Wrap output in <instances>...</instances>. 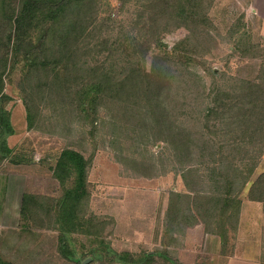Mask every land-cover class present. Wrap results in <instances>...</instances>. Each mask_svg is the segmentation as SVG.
I'll list each match as a JSON object with an SVG mask.
<instances>
[{
  "label": "rangeland",
  "instance_id": "rangeland-1",
  "mask_svg": "<svg viewBox=\"0 0 264 264\" xmlns=\"http://www.w3.org/2000/svg\"><path fill=\"white\" fill-rule=\"evenodd\" d=\"M145 1L99 0L96 3V29H90V25L89 35L75 42L78 47L74 58L63 59L77 67L67 69L69 72L60 66L54 69L69 75L70 87L66 92L49 69L43 70L31 84L27 80L30 54H39L42 59L45 50L38 45L43 42V46H48L49 38L46 41L41 38L48 23L31 29L25 44L16 51L15 30L9 16L12 10L16 15L20 0L4 3L0 0V71L4 93L8 95L3 105L14 127L7 143L12 148L28 149L33 155L30 164H14L9 159L0 162V254L11 264H111L108 247L114 252L135 256L142 252L166 253L165 258L155 257L154 264L221 263L210 242L212 237L207 240L203 224L188 226L187 197L174 204L175 193L187 194L193 189L194 175H184V157L171 149L160 133L148 129L155 112L149 110L141 94L146 98L145 92L161 94L166 116L173 121L180 120L190 132L193 128L195 140L203 133L196 142L198 146L193 147L192 156L194 167L200 172L209 169L213 162L206 149L200 155L204 140L208 141V150L220 149L228 155L226 148H219L225 136L218 129L219 120L212 116L208 121L210 129H202L205 111L196 126L195 115L208 98L206 93L213 70L225 74L227 79L236 78V83L240 79L260 81L258 76L264 66V0H206L209 22L195 38L191 22L185 21L178 28L166 24L158 27L156 41L147 36L142 38L141 23H135ZM3 4L14 8L1 9ZM87 10L88 7L85 21H89ZM241 33L250 44L248 50L243 45H234ZM130 35L135 42L138 38L143 42L144 47L138 49L137 55L121 52L122 44H126ZM187 37L192 40L184 41ZM103 40L108 41L104 53L97 47ZM180 41L184 43L179 45ZM252 44L255 45L252 47ZM156 55L174 59L170 62L174 77L165 92L153 84L147 85L144 92L128 89L109 98L103 94L99 111L90 116L80 111L77 96L82 92L80 82L85 70L105 63L112 64L110 69L116 74L136 65L151 72ZM225 77L220 78L221 83H226ZM24 101L34 114L33 127L28 125ZM66 147L80 151L88 160V195L82 215L88 232L69 233V257L63 255L55 215L57 199L74 184L72 177L59 180L54 175L58 155ZM255 152L251 151L254 155ZM247 162L251 164L247 165L248 174L255 177L264 171V152L254 160L251 155ZM204 174L207 179V173ZM245 194H242L243 200H248ZM247 239L237 234L235 241L244 244ZM259 245L258 253L264 258V237ZM251 252L248 247L242 250L244 255Z\"/></svg>",
  "mask_w": 264,
  "mask_h": 264
},
{
  "label": "trees",
  "instance_id": "trees-1",
  "mask_svg": "<svg viewBox=\"0 0 264 264\" xmlns=\"http://www.w3.org/2000/svg\"><path fill=\"white\" fill-rule=\"evenodd\" d=\"M3 3L5 0H2ZM99 0H20L19 7L14 15L11 11L9 20L14 27V44L15 50L18 51L25 40L29 37L31 29L38 28L43 23H48L46 32L41 36L43 41L48 40V46H43V42L38 45L45 50L42 53V59L39 54L31 53L28 64L29 74L27 80H31L45 70L49 69L52 77L59 80L61 88L69 91L70 79L67 73L61 74L54 69L58 66L67 69H75V64L63 62L65 57L74 58L78 42L89 35L90 29H96V3ZM10 7V6H8ZM3 4L1 9L8 8ZM88 7L87 15L89 21L84 20L85 9ZM13 9L14 7H10ZM206 0H146L143 7L138 12L136 24L141 23L142 38L147 36L154 41L158 40L156 33L158 27L163 24L178 28L183 22H191L194 38L202 32L203 25L209 22L207 16ZM88 11L90 12L88 14ZM65 16L67 20H64ZM103 22V21H102ZM146 29V31H145ZM187 37L184 41H191ZM128 41V42H127ZM126 44H122L121 52L126 55H137V51L143 48L142 41L138 38L135 42L133 35L128 36ZM184 43L180 41L178 44ZM107 40L99 41L97 47L99 52L104 53L107 50ZM234 45L240 47L243 45L247 50L250 44L245 40L244 33L236 38ZM255 44H252V47ZM178 46V45H177ZM41 51V49H40ZM145 54L147 51L144 52ZM174 59L166 58L162 55L155 56L151 72L140 65L131 67L127 72L121 71L119 74L113 73L110 68L112 64H102L95 68H89L83 73L81 93H78L77 104L80 111L90 116L96 113L102 100V95L107 94L108 98L123 94L128 89H139L144 92L147 85H157L158 90L165 92L171 84L174 71L171 61ZM1 61V60H0ZM3 62L6 59H2ZM60 62V65H59ZM264 65V64H263ZM185 66H189L185 64ZM59 67V68H60ZM83 68V67H81ZM36 74V75H35ZM213 70L211 75L213 79L206 93L208 98L195 115L196 123L202 119V113L205 111L206 121L200 125L202 129H210L209 119L213 116L220 122L218 129L224 133L220 141L219 148H226L228 155L221 153L220 149L215 151L208 150V141L204 140L200 145V155L206 151L213 157V162L209 169L195 168L192 162L193 147L203 133L195 140L193 131H189L183 122L166 116L165 105L161 100V94H141V97L147 100L146 106L149 110L155 112L150 130L156 131L162 135L163 141L171 149H175L178 155H182L186 160L183 174L192 173L195 185L193 189L185 193H175L176 202L179 204L185 197L188 207L189 225L202 223L205 232L218 234L221 239V250L225 253L228 246L236 236L239 224L240 210L243 201V193L247 199L252 201L264 200V171H260L255 177L248 174L247 169L250 167L247 160L252 155L253 160L261 157L264 152V66L258 82L250 80L237 81L236 78H226L224 75ZM119 77V78H118ZM225 77L226 83H221L220 78ZM42 76H40V79ZM57 82V80H56ZM52 86V85H50ZM51 90H54L51 87ZM207 90V89H206ZM112 91L114 94L112 95ZM134 91V90H133ZM62 92H64L62 90ZM135 92V91H134ZM160 96V97H159ZM8 95L4 93L3 73L0 71V162L9 159L14 164H30L33 159L32 152L23 147L12 148L7 143L9 135L14 133V127L11 123L10 115L4 108L3 102H6ZM70 99H72L70 97ZM68 99V100H70ZM71 103V102H70ZM27 121L30 127H33V112L27 101H24ZM152 113V112H149ZM206 122V123H205ZM197 131L196 128H194ZM202 131V130H201ZM255 150V155L251 153ZM216 156V158H215ZM44 159V158H43ZM184 159H181L183 161ZM225 162H223V161ZM236 161H240L242 165ZM194 164V165H193ZM187 165V166H186ZM247 165H249L247 167ZM87 167L88 160L84 155L73 148L66 147L58 155L54 166V175L59 180L72 177L74 184L72 187L64 190L63 195L57 199L55 215L60 239H62V253L69 257L67 248V237L70 232L87 231L85 219L82 216L87 200ZM206 170V172H205ZM209 171V172H208ZM207 173V179L204 177ZM206 186V188L204 187ZM199 187V188H198ZM194 190V191H193ZM191 199V201L189 200ZM188 204V203H187ZM169 207L166 215H170ZM177 214V212H176ZM170 216H168L169 218ZM168 221L167 219L165 222ZM164 222V223H165ZM191 223V224H190ZM107 253L111 255L108 262L122 264H154L155 257L165 258L162 251L142 252L135 256L128 252H114L109 247ZM96 257H103L96 255ZM0 264H11L0 254Z\"/></svg>",
  "mask_w": 264,
  "mask_h": 264
},
{
  "label": "crops",
  "instance_id": "crops-1",
  "mask_svg": "<svg viewBox=\"0 0 264 264\" xmlns=\"http://www.w3.org/2000/svg\"><path fill=\"white\" fill-rule=\"evenodd\" d=\"M20 113L22 114L21 110ZM195 225L196 224L192 226ZM246 229H250L251 233L250 230L248 233H246ZM205 233H207V240L209 237H212L210 242L214 246L213 250H216L218 257L221 260V263L218 262V264H264V258L260 253H258L260 250L259 243L264 237V200L252 201L248 199L242 201L236 237L237 234L240 235V237L247 236L248 239L246 243L249 244H239L238 241H235V237L229 244L228 250L223 253L221 250L220 236L214 233ZM259 236H261V238ZM244 247H248V249L251 248L252 252L248 255H244L242 253Z\"/></svg>",
  "mask_w": 264,
  "mask_h": 264
}]
</instances>
